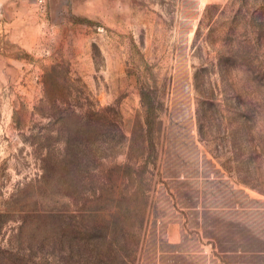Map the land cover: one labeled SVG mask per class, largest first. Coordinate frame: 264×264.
Here are the masks:
<instances>
[{
	"label": "rangeland",
	"instance_id": "rangeland-1",
	"mask_svg": "<svg viewBox=\"0 0 264 264\" xmlns=\"http://www.w3.org/2000/svg\"><path fill=\"white\" fill-rule=\"evenodd\" d=\"M235 202L254 247L264 0H0V264H204Z\"/></svg>",
	"mask_w": 264,
	"mask_h": 264
},
{
	"label": "crops",
	"instance_id": "crops-1",
	"mask_svg": "<svg viewBox=\"0 0 264 264\" xmlns=\"http://www.w3.org/2000/svg\"><path fill=\"white\" fill-rule=\"evenodd\" d=\"M220 210L229 212L223 225L219 228L210 227L213 235L198 237L196 234L197 250L190 254L203 259L204 264H264V237L257 236L253 247L250 223L245 220L246 214L241 213L245 208L235 202L232 207ZM176 228L173 226L166 232L170 244H181L187 240L182 228H179L180 232Z\"/></svg>",
	"mask_w": 264,
	"mask_h": 264
},
{
	"label": "trees",
	"instance_id": "trees-1",
	"mask_svg": "<svg viewBox=\"0 0 264 264\" xmlns=\"http://www.w3.org/2000/svg\"><path fill=\"white\" fill-rule=\"evenodd\" d=\"M149 93H150L149 91H145L144 89H140L141 103H142V105L146 111V116H145L146 124L152 122L153 113L157 109L156 106H154L155 101L151 100V98H149Z\"/></svg>",
	"mask_w": 264,
	"mask_h": 264
}]
</instances>
